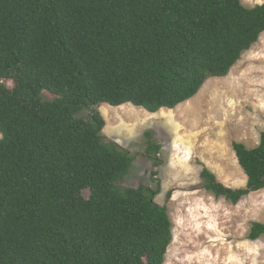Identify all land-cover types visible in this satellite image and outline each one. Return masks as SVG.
Returning a JSON list of instances; mask_svg holds the SVG:
<instances>
[{
    "label": "trees",
    "instance_id": "16d2710c",
    "mask_svg": "<svg viewBox=\"0 0 264 264\" xmlns=\"http://www.w3.org/2000/svg\"><path fill=\"white\" fill-rule=\"evenodd\" d=\"M263 34L264 4L240 0H0V264H164L157 172L155 188L122 186L133 158L103 140L97 107L172 110ZM232 150L245 188L199 178L236 205L264 188V132ZM158 154L148 141L152 168ZM263 235L252 223L248 239Z\"/></svg>",
    "mask_w": 264,
    "mask_h": 264
},
{
    "label": "rangeland",
    "instance_id": "374dc122",
    "mask_svg": "<svg viewBox=\"0 0 264 264\" xmlns=\"http://www.w3.org/2000/svg\"><path fill=\"white\" fill-rule=\"evenodd\" d=\"M7 85L13 86L11 81ZM97 110L105 121L103 140L133 158L122 186L155 188L149 173L157 172L160 192L154 201L167 207L173 225L164 264H264V235L248 239L252 223L264 224V188L232 205L206 192L199 178L205 167L226 188L246 186L232 143L255 148L264 132V34L227 76L207 79L193 98L172 110L149 113L130 104H101ZM148 141L159 146L156 168L143 155Z\"/></svg>",
    "mask_w": 264,
    "mask_h": 264
}]
</instances>
